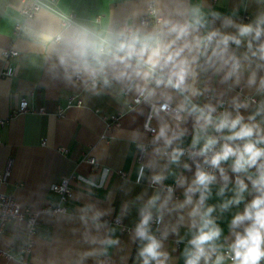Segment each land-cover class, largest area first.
Wrapping results in <instances>:
<instances>
[{"label":"clouds","instance_id":"9594fccd","mask_svg":"<svg viewBox=\"0 0 264 264\" xmlns=\"http://www.w3.org/2000/svg\"><path fill=\"white\" fill-rule=\"evenodd\" d=\"M250 2L254 16L243 22L236 10L221 13L208 0H102L87 14L65 0H0V17L54 76L96 95L111 92L138 115L147 106L144 131L128 134L142 160L136 183L147 170L154 188L147 200L145 193L130 202H141L130 234L138 244L134 264H175L169 236L184 243L183 264H264V0ZM193 165L189 178L184 172ZM107 175L104 169L100 186ZM169 178L175 186L164 183ZM84 183L97 186L93 178ZM214 189L218 200L209 203ZM233 209L225 235L219 221ZM107 214L94 204L80 209L84 241L95 247L78 264L89 257L106 264L102 258L119 246L101 219Z\"/></svg>","mask_w":264,"mask_h":264},{"label":"crops","instance_id":"0c3cea01","mask_svg":"<svg viewBox=\"0 0 264 264\" xmlns=\"http://www.w3.org/2000/svg\"><path fill=\"white\" fill-rule=\"evenodd\" d=\"M120 2L116 0L117 4ZM65 3L78 14L95 13L102 6V0H65ZM208 3L224 14L236 10L238 19L243 22L253 18L256 8L250 0L247 6L244 0H208ZM5 50L17 54L4 60L2 53ZM9 65L14 68V75L3 78L2 72ZM73 96L82 105L64 109L59 118V109L64 108ZM23 99L27 102V111L15 114ZM141 107L144 115L128 111L111 92L96 95L79 84L74 86L62 77L54 76L43 55L12 23L0 17V177L8 172L4 181L0 179V193L12 196L23 207L34 211L49 206H61L67 211L59 214L40 212L37 232L31 238L23 224L10 222L0 238V249L11 257L7 259L0 255V264H18L20 258L28 264H78L79 256L95 247L85 243V226L79 218L80 209L86 204L108 211L101 219L116 230L115 237L120 241L118 247L109 250L110 259H102L106 264H134L138 244L132 242L130 234L138 220L137 208L141 202H130L145 193L143 198L147 200L154 192L149 186L147 177L151 173L147 170L146 178L136 183L137 149L129 142L128 134L132 130L144 131L142 127L148 108L146 105ZM110 117L118 120L106 127V119ZM152 126L156 127L155 119ZM146 135L150 140L152 136ZM85 157H92L95 165L85 162ZM104 169H108V175L100 186ZM194 171L193 165L192 171L184 172V175L191 178ZM72 175L75 177L68 185L71 198L61 203L51 186ZM89 178L94 179L96 187L84 183ZM164 183L175 186L172 178ZM174 195L182 200L183 189L175 188ZM217 200L214 189L209 203ZM125 203H130L129 212L120 220V226L116 221ZM242 209L243 205L239 210ZM236 210L225 213L219 221L225 235H228V223ZM123 226L128 232L122 230ZM105 232L106 229H101L100 233L92 230L93 235L102 236ZM185 232L186 228L182 227L180 235ZM30 239L33 247L30 253H23ZM165 247L175 258V264H183L180 254L184 243L169 236ZM123 257L126 261H122ZM83 264H97L96 258L89 257Z\"/></svg>","mask_w":264,"mask_h":264},{"label":"built area","instance_id":"2783aa9c","mask_svg":"<svg viewBox=\"0 0 264 264\" xmlns=\"http://www.w3.org/2000/svg\"><path fill=\"white\" fill-rule=\"evenodd\" d=\"M16 54L17 52L13 50H5L2 53V57L4 60H7L9 58L15 57ZM13 75H14V68L12 67V65H9L2 72L3 78L12 77ZM66 104L67 105L64 108L59 109L58 114H57L59 118L62 116L64 109L69 108V107H74V106L80 107L82 105L81 101L78 100L77 97L75 96L71 97ZM27 108H28L27 102L23 99L20 101L19 107L15 114L19 115V113H24L27 111ZM117 120H118L117 117H110L106 119V127L116 124ZM0 124H2V122H0ZM148 134L152 136L151 132H148ZM135 156H136V163L139 166V164L142 162L140 153L137 151V154ZM84 161L90 165H95V160L92 157H89V158L85 157ZM7 174L8 172L6 171L3 174V176L0 177L1 181L5 180V178L7 177ZM74 177L75 176L72 175L70 178H64L58 183H55L51 186V191L59 196V200L61 203H64L71 198L72 191H71L70 186L68 185H69V181L73 179ZM43 211H48L51 214H59V213L67 212L66 209L61 206H54V207L49 206V207H45L41 209L40 211H34L26 207H23L12 196L0 193V238L5 234L7 225L13 221L23 224L27 230L29 238L33 237L37 232L38 215L40 212H43ZM116 224L122 226L121 221L119 223L116 222ZM156 227L157 225L154 224L153 229L155 230ZM122 230L128 232V229L124 226L122 227ZM32 247H33V241L30 239L27 244V247L22 252L30 253ZM0 255H2L3 257L7 259H10L11 257L7 252L2 251L1 249H0ZM18 264H28V263H26L22 258H20L18 261Z\"/></svg>","mask_w":264,"mask_h":264}]
</instances>
